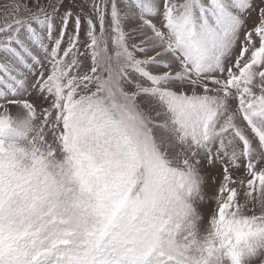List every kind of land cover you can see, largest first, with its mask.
Masks as SVG:
<instances>
[{
    "label": "snow or ice",
    "instance_id": "1",
    "mask_svg": "<svg viewBox=\"0 0 264 264\" xmlns=\"http://www.w3.org/2000/svg\"><path fill=\"white\" fill-rule=\"evenodd\" d=\"M0 264H264V0H0Z\"/></svg>",
    "mask_w": 264,
    "mask_h": 264
}]
</instances>
